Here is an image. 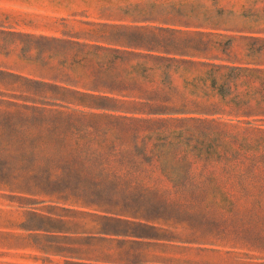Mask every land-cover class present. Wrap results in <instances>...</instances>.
Here are the masks:
<instances>
[{"label": "rangeland", "instance_id": "obj_1", "mask_svg": "<svg viewBox=\"0 0 264 264\" xmlns=\"http://www.w3.org/2000/svg\"><path fill=\"white\" fill-rule=\"evenodd\" d=\"M0 264H264V0H0Z\"/></svg>", "mask_w": 264, "mask_h": 264}]
</instances>
